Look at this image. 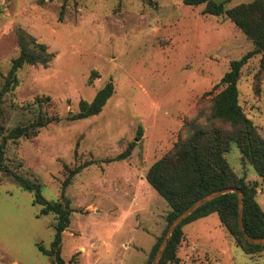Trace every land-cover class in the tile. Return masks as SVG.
Returning a JSON list of instances; mask_svg holds the SVG:
<instances>
[{
    "label": "rangeland",
    "instance_id": "374dc122",
    "mask_svg": "<svg viewBox=\"0 0 264 264\" xmlns=\"http://www.w3.org/2000/svg\"><path fill=\"white\" fill-rule=\"evenodd\" d=\"M205 7L183 0H0V93L20 54L19 30L53 55L47 66L22 68L19 85L0 98V144L41 113L60 118L34 138L9 140L0 159V264H56L39 250L51 249L56 217L40 216L35 193L7 177L5 167L37 180L47 200L60 201L69 171L90 163L66 189L75 213L63 235L62 258L66 264H148L168 228L170 208L147 173L185 136V123L205 122L208 93L232 61L255 49L228 17L205 15ZM260 59L244 66L238 88L264 137ZM110 81L115 93L101 114L69 121L82 100L91 102ZM46 97L50 101L41 104ZM133 142L128 159L107 162ZM226 158L239 177L262 185L237 145ZM257 202L264 211L262 186ZM183 233L180 261L169 264H264V251L246 254L218 214L186 225Z\"/></svg>",
    "mask_w": 264,
    "mask_h": 264
},
{
    "label": "trees",
    "instance_id": "16d2710c",
    "mask_svg": "<svg viewBox=\"0 0 264 264\" xmlns=\"http://www.w3.org/2000/svg\"><path fill=\"white\" fill-rule=\"evenodd\" d=\"M229 1L217 4L211 0H183L188 6L206 5L203 11L205 15L228 17L253 42L255 49L240 60L232 61L229 72L208 93L211 104L210 116L205 122H200L196 118L185 123L183 128L185 136L178 140L169 153L154 163L147 173L149 185L170 208L167 216L168 228L164 236L174 220L196 201L213 192L235 188L240 189L244 195L246 232L251 237L264 238V211L257 202L258 189L260 186L264 187V137L241 105L238 88L242 69L256 55L261 56L258 75L264 74V0H255L228 9L225 5ZM18 40L20 54L12 63L0 98L16 89L19 85L18 73L26 65L47 66L52 61L53 55L48 53L47 45L38 43L36 38L24 30H19ZM114 93L115 86L110 81L98 91L91 102L82 100L79 103V111L69 116V121L88 119L101 114ZM45 101L48 103L50 98H43L41 104ZM58 122L59 117H49L41 113L34 122L25 126L19 125L7 135H3L0 144L1 161L9 140L34 138L41 129ZM141 137L142 129L139 139ZM233 144L240 149L243 160L253 166L262 180V185L259 182H247L246 178L239 177L231 168L226 155L231 152ZM136 145L137 143L133 142L122 154L107 162L128 159ZM92 164H85L69 171L62 184L60 201L47 200L42 196V185L37 180L26 179L16 172L10 174L9 168L5 167L7 177L13 178L25 191L35 193L34 205L42 206L40 216L56 217V233L51 249L39 245V250L52 257L56 264H66L61 255L63 235L71 225V217L75 213L70 199L66 196V189L74 177ZM213 214L219 215L222 224L246 254L254 256L264 251V245H253L243 236L239 228L238 196L229 193L207 203L179 226L160 264L178 263L180 261L178 250L184 238L183 228ZM164 236L159 238L154 246L148 264L152 263Z\"/></svg>",
    "mask_w": 264,
    "mask_h": 264
},
{
    "label": "water",
    "instance_id": "95a60500",
    "mask_svg": "<svg viewBox=\"0 0 264 264\" xmlns=\"http://www.w3.org/2000/svg\"><path fill=\"white\" fill-rule=\"evenodd\" d=\"M229 193H234L238 196V204H239V228L242 232L243 236L246 240H248L253 245H264V238H254L251 237L244 228V213H245V200L243 192L240 189L235 188H229L224 189L220 191L213 192L198 201H196L192 206L187 208L183 213H181L174 222L170 225L166 235L164 236L160 247L152 261L151 264H160L162 259L164 258L165 252L168 248V245L170 243V240L173 236V234L176 232V230L179 228V226L188 218L190 217L194 212H196L198 209L206 205L207 203L224 196Z\"/></svg>",
    "mask_w": 264,
    "mask_h": 264
}]
</instances>
